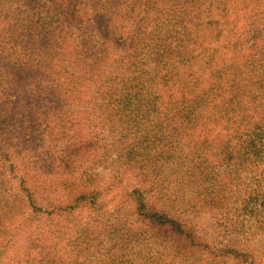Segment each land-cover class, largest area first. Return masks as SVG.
Here are the masks:
<instances>
[{
	"label": "trees",
	"instance_id": "trees-1",
	"mask_svg": "<svg viewBox=\"0 0 264 264\" xmlns=\"http://www.w3.org/2000/svg\"><path fill=\"white\" fill-rule=\"evenodd\" d=\"M0 264H264V0H0Z\"/></svg>",
	"mask_w": 264,
	"mask_h": 264
}]
</instances>
